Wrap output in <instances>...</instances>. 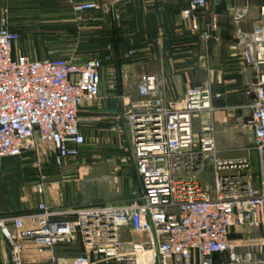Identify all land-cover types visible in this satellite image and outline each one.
Returning a JSON list of instances; mask_svg holds the SVG:
<instances>
[{
    "label": "built area",
    "instance_id": "obj_1",
    "mask_svg": "<svg viewBox=\"0 0 264 264\" xmlns=\"http://www.w3.org/2000/svg\"><path fill=\"white\" fill-rule=\"evenodd\" d=\"M207 8V0H191L181 18L191 19L192 30L199 33L194 14ZM102 10L109 11L96 3L72 4L77 15ZM247 12L248 6L237 20ZM260 16L250 41H239L238 55L254 76L255 100L244 128L253 132L256 142L258 188L250 158L219 157L212 121L194 131V120L214 111L210 84L188 88L182 104L171 109L163 77L143 76L138 101L130 104L126 116L138 190L119 203L58 211L41 202L34 212L0 217L12 263L22 264L25 242L42 251L79 241L82 255L52 264H264V243L255 244L253 252H241L231 240L243 230H264V8ZM217 28L214 19L201 39L212 40ZM19 42L7 19H1L0 168L27 150L48 146L54 166L62 170L81 157L86 138L80 115L100 98L101 70L112 57L82 64L37 61L15 54ZM37 168L32 191L44 196L46 181ZM208 173L211 190L199 179ZM216 256L225 259L215 261Z\"/></svg>",
    "mask_w": 264,
    "mask_h": 264
},
{
    "label": "crops",
    "instance_id": "obj_2",
    "mask_svg": "<svg viewBox=\"0 0 264 264\" xmlns=\"http://www.w3.org/2000/svg\"><path fill=\"white\" fill-rule=\"evenodd\" d=\"M190 2L191 0H0V20L6 18L10 28L21 35V41L15 47L16 55L41 61L48 59L47 52L50 51L86 50L89 55L86 59L75 54L66 56L73 63L82 64L90 59L102 58L107 50L111 52L112 62L105 64L101 70L99 99L102 103L96 108L81 112L86 123L82 125L81 131L85 138L95 137L96 142L103 144V130L110 125L113 144L119 149L124 144L123 151L117 150L113 158L91 163L85 168L84 160L81 161L80 157L78 161L70 162V166L66 165L58 171L61 176L75 173L72 181L50 183L45 175L44 196L36 194L24 197L25 202L19 211L34 212L41 202L58 211L94 205L72 201L67 188L69 183H79L88 177L94 167L103 178L113 180L112 183L108 180L114 191L112 193L122 196L120 199H108L96 204L119 203L138 190L135 164L131 152L125 150L126 134L122 129L126 127L125 111L130 109V104L138 101L137 85L143 76L163 77L171 109L182 104L188 88L210 84L214 95V111L200 114L197 118L200 125L202 122L212 121L221 126L224 123L223 109H238L244 104L252 106L255 100L254 76L240 64L239 41H250L252 32L260 21L264 0H207L208 8L194 14L199 33L192 30L191 19L181 18V13L188 8ZM73 3H96L109 11L77 15L72 11ZM246 6L247 15L237 20ZM214 19L217 20V31L212 40L205 42L200 35L211 30ZM79 35L83 36L82 41L73 40ZM93 39L94 42L91 43L89 40ZM90 49L96 53L88 52ZM105 75L109 80L108 84L119 76L121 88L110 91L111 87H108L103 92ZM227 141V146L234 143ZM46 172L51 176L50 170ZM206 177L204 181L209 179L207 182L212 185L211 174H206ZM37 179L38 176L32 177L28 185L32 186ZM254 185L258 188L259 180ZM235 243L241 246V252H248L244 247H251L249 252L254 251L255 244L250 241ZM24 248L22 264H52L84 253L79 241L42 251L32 242H25ZM10 251L8 242L0 233V264H13ZM224 259L223 256L215 257V261Z\"/></svg>",
    "mask_w": 264,
    "mask_h": 264
},
{
    "label": "rangeland",
    "instance_id": "obj_3",
    "mask_svg": "<svg viewBox=\"0 0 264 264\" xmlns=\"http://www.w3.org/2000/svg\"><path fill=\"white\" fill-rule=\"evenodd\" d=\"M83 36H78L77 38H73V40L82 41ZM20 43V42H19ZM48 53V59H66L67 55H74L78 57H82L86 59L89 57L87 52L84 51H50ZM47 56V55H46ZM71 56V57H72ZM95 58V57H93ZM106 77V75H105ZM109 81V80H108ZM107 77L104 80L102 85L103 92L107 90L108 87L110 91H116L121 88L119 76L111 83L108 84ZM109 90V89H108ZM106 101V100H105ZM102 101L98 99L95 103L91 104L89 107L84 110H89L92 108H96L100 105ZM242 107L233 108L229 107L228 109H223L224 113V123L223 125L214 124V141L215 147L218 152L219 157L221 158H242L248 157L252 161V177L254 182L259 180L260 173V161L258 155L253 150L256 142L254 138V134L251 130L245 129L244 124L249 120L252 109L251 105H241ZM129 112V109L124 113L125 121L126 116ZM81 113V122L82 125L84 123V115ZM90 124V123H89ZM194 128L195 132L198 133L200 128V123L198 119L194 120ZM110 125L108 128L103 130V144L96 142V138H91L88 136L86 138V145L83 148V153L81 156V161H83V167H88L91 163L101 162L107 158H113L116 156L117 150L123 151L124 144H122V148L119 149L117 145L112 142ZM122 131L126 134V145L125 150L130 153L131 147V129L128 123L126 122V127L122 129ZM86 137V136H85ZM227 140L233 141L234 143L230 146H227ZM53 150L48 146H39L36 150H27L21 158L13 159L7 161L0 168V189H2V193L0 195V216L2 214L11 213L17 211L21 208L23 204L24 197L36 195L32 191V186L28 185L29 182L32 181V177L39 175L38 166L41 168V172L44 177L47 175V182H65L72 181L75 179L74 174H67L61 176L58 173V169L53 165ZM108 159V160H109ZM80 162V166H82ZM70 166V165H69ZM75 167V166H74ZM77 167V166H76ZM79 167H77L78 169ZM50 170L51 176L47 174L46 171ZM77 174V173H76ZM205 175V176H204ZM200 176V182L204 187H207L211 190L210 187L212 185L210 182L204 181L207 177L206 174ZM51 177V178H50ZM109 178H103L101 173L94 167L92 168L90 175L84 179H82L79 183H69L67 188H69V196L72 201L77 202H89L92 204H96L98 202H105L108 199H116L121 198L122 196L115 195L113 191L112 185H110L109 181L112 183L113 180H109ZM210 185H209V184ZM250 241L252 244L264 243V230H256V231H248L243 230L241 235L235 234L232 237V241ZM241 249V248H240ZM246 251H251V247H244ZM255 249V248H254ZM83 252H81L82 254Z\"/></svg>",
    "mask_w": 264,
    "mask_h": 264
},
{
    "label": "trees",
    "instance_id": "obj_4",
    "mask_svg": "<svg viewBox=\"0 0 264 264\" xmlns=\"http://www.w3.org/2000/svg\"><path fill=\"white\" fill-rule=\"evenodd\" d=\"M12 30V29H11ZM13 32H15V33H17L18 35H19V37H20V41H21V35L18 33V32H16V31H14V30H12ZM75 37V36H74ZM76 38V37H75ZM89 41H91V43L92 42H94V39L93 40H89ZM92 49H94V45L92 46ZM92 49H90V51H88V52H91V53H96L94 50H92ZM84 52H86V50H83ZM105 54H104V56L103 57H105V56H108V55H111V52L109 51V50H107V51H105L104 52ZM102 57V58H103ZM100 59V58H99ZM21 158V157H20ZM15 159H18V158H15ZM10 160H13V159H10ZM6 163V162H5ZM4 163V164H5ZM3 164V165H4ZM2 165V166H3ZM1 188V187H0ZM1 194H3L2 193V189H0V195ZM26 213H30V211L28 212H21V211H19V210H17V211H15V212H11V213H6V214H2L0 217H5V216H9V215H15V216H20V215H24V214H26ZM231 238H232V236H231Z\"/></svg>",
    "mask_w": 264,
    "mask_h": 264
}]
</instances>
